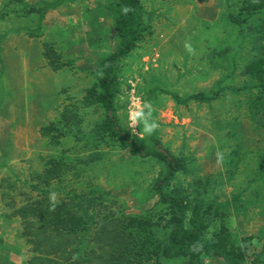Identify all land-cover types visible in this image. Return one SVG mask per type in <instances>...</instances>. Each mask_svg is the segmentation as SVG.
<instances>
[{"label": "rangeland", "instance_id": "rangeland-1", "mask_svg": "<svg viewBox=\"0 0 264 264\" xmlns=\"http://www.w3.org/2000/svg\"><path fill=\"white\" fill-rule=\"evenodd\" d=\"M87 1L90 7H106L112 2ZM146 1L152 3L153 11H148L151 24L137 47L122 60L116 115L132 137L143 140L148 136L142 134V124L129 128L128 118L139 108L151 112L150 119L158 124L154 136L187 161V170L178 173L166 191L177 193L190 205L213 204L216 208L209 216L205 240L212 242L218 234L223 240L221 249L228 250L233 243L239 247L243 239L252 238L250 257L242 264H264V94L258 86L264 71V16L237 24L231 16H245V0H218L217 11L184 12L189 20L180 27L171 19L167 22L168 0ZM90 15L94 23L96 17ZM106 16L105 22L99 18L105 28L98 31L92 25L84 43L74 44L88 48L93 55L90 60H78L67 53L74 47L57 32L53 33L56 42L42 43V55L51 72L45 75L46 100L56 93L61 100L51 117L42 124L25 122V108H21L26 91L13 93L16 110L0 107L4 118L0 123L4 203L9 216L21 220L19 236L33 254L27 264L36 254L33 228L19 213L22 209L65 203L81 220L91 217L92 222L79 231L73 243L77 253L68 262L89 264L93 251L100 247L94 241L97 221L111 214L124 219L144 216L159 199L149 196L147 190L161 173L160 163L132 156L102 129L105 114L96 100L98 70L100 60L116 42L108 21L111 17ZM28 36L40 38L42 34L28 31ZM9 62L17 63L5 59L6 66ZM254 63L258 66L251 74L249 68ZM2 64L0 60V68ZM6 77L7 86H12L13 81ZM222 80L225 90L218 100L184 103L170 94L176 93L182 100L198 93L210 94ZM5 96L10 99L12 93ZM5 96L0 92V100ZM13 113L25 123H10ZM17 125L25 127V134L35 135L30 150L16 149ZM53 192L55 201L50 198ZM162 215L151 219L157 236L163 233ZM202 260L204 264H229L211 254ZM161 264H186V260H163Z\"/></svg>", "mask_w": 264, "mask_h": 264}, {"label": "trees", "instance_id": "trees-1", "mask_svg": "<svg viewBox=\"0 0 264 264\" xmlns=\"http://www.w3.org/2000/svg\"><path fill=\"white\" fill-rule=\"evenodd\" d=\"M242 6L245 16L243 13H239V19L231 16L237 24L243 25L252 17L264 16V0H245ZM124 8L129 9L126 14L122 11ZM108 10L116 32V47L100 60L98 70L96 100L105 114L102 129L132 156L156 160L161 165V173L147 190L149 196L155 195L159 199L144 216L124 219L111 214L96 222L94 241L100 247L93 251L89 264H147L152 260L161 264L163 260L178 258L185 259L186 264H204L202 258L210 254L225 263L242 264L250 257L252 238L243 239L239 247L233 243L228 250L221 249L223 240L218 234L214 241L207 242L209 216L216 207L213 204L208 207L203 204L190 205L177 193L166 191L174 177L187 170L186 159L163 147L154 134L143 140L132 137L116 115L115 101L120 91L122 60L137 47L148 31L152 16L141 0H112ZM252 65L249 72L255 74L256 70L252 68L258 64ZM56 68L59 65L56 64ZM261 76L258 86L264 94V71ZM223 81L210 94L198 93L184 100L176 93L170 94L178 102L184 103L214 101L225 90ZM19 213L29 219L28 224L33 228L31 234L36 256L29 264H67L77 253L73 243L77 242L79 231L92 222L89 221L91 217L89 220L76 217L65 203L47 208L22 209ZM162 213L163 233L157 236L154 233L156 225L151 219Z\"/></svg>", "mask_w": 264, "mask_h": 264}, {"label": "crops", "instance_id": "crops-1", "mask_svg": "<svg viewBox=\"0 0 264 264\" xmlns=\"http://www.w3.org/2000/svg\"><path fill=\"white\" fill-rule=\"evenodd\" d=\"M145 1L141 0L142 5L147 11L152 12V3ZM217 3L218 0H168L165 4L169 16L167 22L171 19L173 22H178L177 25L181 27L182 24H186V21L189 20L185 18L184 12H191L192 14L195 11H199L200 14V11L203 13L208 10L217 11ZM90 6L91 4L87 0H0V26L2 28L0 31V60L3 62L2 68H0V92L1 94L3 92L4 96L8 91L12 93L10 99L5 96V99L0 100L1 108L8 106L9 111L12 109L16 110L18 106L13 93L17 92L21 95L26 91L28 95L24 100L23 108H21L22 110L25 108V122L28 119L27 121L30 123L42 124L47 120V117L52 116V109H55L61 100H57V93L52 97L53 99L49 98L46 100L45 75L51 74V72L46 66V60L42 55V43L46 40L53 43L56 42L58 39L56 38L57 35L54 34L57 32L63 35L64 39H68L72 49L74 47V50H67V53L72 54L71 56L76 57L78 60L92 59L91 56L93 55L88 52V48L77 47L74 44L84 43V39L88 36L87 29L89 27L93 28V26H96L98 31L101 27L105 28L106 26L101 23L99 18L104 21V18L107 17L106 15L111 17V14L108 10L109 4L106 7ZM101 11H104V13L101 14ZM90 14H94L96 17V19L93 18L94 23L90 21ZM189 18H192V15ZM108 21L112 32L116 34L112 18ZM167 27L170 26L167 25ZM28 31L40 33L42 36L40 38L36 36L30 37L28 36ZM88 44L89 41L87 40L85 45L87 46ZM107 47H104L106 51L108 50ZM115 47L116 42L109 49V53ZM103 52L105 53V50ZM5 59L8 61L15 60L17 63L14 65L13 62H9L6 66ZM5 75L9 76L10 80L13 81L12 86H7L6 81L8 79L7 77L3 78ZM46 104L48 107H46ZM10 115V123H25L18 120L17 116L19 115L17 113ZM3 122L4 118L0 116V123ZM17 128L18 125L15 128L16 131H14L16 149L19 150L18 152H23L22 150L24 149L30 150V140L35 138V135L32 137V135L25 134L24 126ZM35 132L37 133L36 130ZM161 144L167 148L162 141ZM170 151L174 153V151ZM4 201V192L0 179V264H27L33 254L30 246L19 236L21 220L18 217L9 216L10 212L6 210Z\"/></svg>", "mask_w": 264, "mask_h": 264}, {"label": "clouds", "instance_id": "clouds-1", "mask_svg": "<svg viewBox=\"0 0 264 264\" xmlns=\"http://www.w3.org/2000/svg\"><path fill=\"white\" fill-rule=\"evenodd\" d=\"M122 11L126 14L129 9L124 8ZM151 117V112L150 111H145L143 108H139L135 111H133L128 118V126L129 128L134 127L137 124H142L143 126V135L144 136H151L156 129L158 128V124L155 121H152L150 119ZM50 198L55 201L56 199V193L53 192L50 194Z\"/></svg>", "mask_w": 264, "mask_h": 264}]
</instances>
